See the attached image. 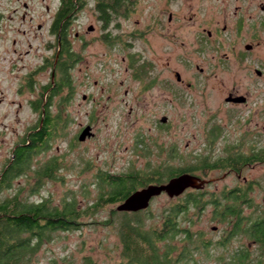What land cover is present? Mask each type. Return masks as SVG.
I'll list each match as a JSON object with an SVG mask.
<instances>
[{"label":"rangeland","instance_id":"374dc122","mask_svg":"<svg viewBox=\"0 0 264 264\" xmlns=\"http://www.w3.org/2000/svg\"><path fill=\"white\" fill-rule=\"evenodd\" d=\"M199 1L140 0L129 18H119V26H112L110 31H116V27L120 31L116 37L125 36L124 41L115 46L101 40L93 15L86 11L79 15L72 35L77 31L85 38L81 42L73 40L74 52L79 57L75 58V66L69 72L73 89L65 102H62L66 95L63 93L54 98L50 106V113L60 115L66 124L52 133L45 149L31 154V169L27 175L15 179L13 186L0 196L4 200L19 195L26 203L46 202L50 208H62L64 203L75 199L78 210L84 212L78 228L55 233L51 241L43 245L33 264H128L123 260L117 229L122 217L112 214L116 206L91 207L102 193L101 174L120 176L132 171L143 172L149 169V164L158 166L167 161L171 154L174 155L171 165L180 168L195 165L198 157L224 158L233 145L245 155L252 147L264 149V77L258 78L254 72L259 63L249 61L244 67L231 61L222 65L217 58L206 62L204 56L196 59V63L184 60V54L195 57L191 44L193 31H196L197 41L200 38L197 31L214 28L217 20L220 28L225 23L232 26L235 6L240 5H231L226 16L215 15V23L210 25L206 21L207 11L198 10L201 6H211L210 0H203L204 5H198ZM24 3L30 6L33 17H40L32 26L30 22L22 25L19 19L18 22L11 19L13 10L21 9ZM0 14L3 15L0 31L1 173L18 145L39 126L41 114L34 106L45 99L44 87L52 83V67L45 60L52 53L48 45L45 49V44L53 41V37L48 31H37V24L43 23L47 15L42 0H0ZM90 24L95 27L93 33L88 32ZM132 31L150 32L143 41H136L134 47L125 46V42H130L127 34ZM155 31H181V36L171 42ZM260 51L264 56V44ZM136 55L152 63L148 76L160 85L147 90L143 88L144 83L134 77L129 68ZM197 65L205 69L204 76ZM259 68L264 73V64ZM176 72L181 76L196 75V91L183 94L181 99L172 95L164 82L173 80ZM236 90L248 96L249 105L230 109L225 98ZM84 95L87 100H83ZM164 117L167 118L165 124L161 123ZM87 126L92 128L94 136L79 142L78 137ZM216 129L221 132L219 138L214 144L208 143L212 130ZM54 160L59 165L54 177L38 178L37 172ZM226 173L211 171L196 175H204L207 180L218 179L207 187L206 199L211 197L212 200L211 195L233 189L244 190L239 209L245 220L243 226L247 228L264 214V164L245 167L240 177L227 174L224 178ZM192 191L196 190L185 193ZM177 200L178 197L171 199L166 194L155 198L148 208L150 212L143 216L145 219L153 217L146 220L147 228L161 227L163 213ZM222 200L225 203V199ZM204 204L202 214L196 218V211L190 209L180 226L192 228L196 240L198 233L205 238L191 245L187 257L174 264H222L219 258L225 254L229 256H225L223 264H229L233 253L242 246L254 248V244L241 235H235L229 246L219 248L217 244L232 232L234 221L216 218L214 206ZM110 219L112 224L107 225ZM213 227L218 230L212 231ZM182 239L184 234L177 236L173 245L181 249ZM178 255L175 253L174 257Z\"/></svg>","mask_w":264,"mask_h":264},{"label":"trees","instance_id":"16d2710c","mask_svg":"<svg viewBox=\"0 0 264 264\" xmlns=\"http://www.w3.org/2000/svg\"><path fill=\"white\" fill-rule=\"evenodd\" d=\"M139 1L108 0L107 5L111 8L118 5L120 18H129ZM102 17L106 24L112 21L107 15ZM64 50L61 51L59 61L56 63L55 82L44 87L45 99L34 106L41 114L39 126L29 132L25 142L18 145L12 159L0 173V196L4 190L13 186L15 179L27 175L31 169V154L45 149L52 133L66 124L60 115L53 116L50 113L53 99L65 93L66 95L62 98V102H65L68 93H71L73 89V80L70 78L69 72L74 68L77 60L72 56V60L68 61ZM53 63L49 66L52 67ZM242 143L240 145L244 147ZM227 151L224 158H218L215 161L210 158H196L195 165L189 164L180 168L171 165L174 157L171 154L167 161L158 166L149 164V169L143 172L132 171L120 176L101 174L102 193L91 207L116 206L117 208L138 190L150 185L167 183L183 174L196 176L201 172L206 175L211 171L241 173L246 166L264 164V149L258 150L256 147H252V151L250 152L249 149L245 155L238 150L236 145H233ZM58 167L55 160L48 163L41 171L37 172L38 178H53ZM238 192V195L228 192L211 195L212 205L216 209V218H222L224 221L233 219L234 221L232 232L228 233L217 245L223 249L231 244L235 235L244 236L250 244H254V248L242 246L233 253L229 264H264V214L262 217L254 219L245 228L243 226L245 220L242 218L241 209H239L245 196L241 190ZM221 196L222 198H220ZM222 199H225V203ZM230 201L234 203L232 206L229 204ZM204 202V198L200 197L196 191L184 193L163 213V222L158 228H147L146 220H152L153 217L148 216L145 219L143 216L150 212L149 209L138 213H120L116 208L113 209V215L122 217L117 229L122 243L123 260L128 264H174L181 258L187 257L190 253V246L197 245L196 242L200 243L205 237L201 233L196 240V234L192 228L182 229L180 222L188 215L190 209L196 211V218L202 214ZM83 213L78 210L75 199L64 203L62 208H50L46 202L29 204L20 200L19 195L4 200L0 199V264H33L43 245L51 241L55 233L78 228ZM106 223L111 225L112 220L110 219ZM180 234H184V239L180 242L183 245L181 249L173 245V241ZM162 243L167 245L161 248L159 245ZM175 253H179L177 258L174 257ZM225 256L227 258L229 254H225ZM225 256L219 258L220 263H224Z\"/></svg>","mask_w":264,"mask_h":264},{"label":"flooded vegetation","instance_id":"af4514ba","mask_svg":"<svg viewBox=\"0 0 264 264\" xmlns=\"http://www.w3.org/2000/svg\"><path fill=\"white\" fill-rule=\"evenodd\" d=\"M107 1L108 0H42L47 15L43 19V23L37 24V31H48V35L53 37V41L45 44V49L48 45V50L52 53V56L47 57L45 60L49 62L48 65L54 62L52 65V83L55 82L57 77L56 63L59 61L61 51L65 49V57L68 61L72 60V56L79 58L74 52V43L75 41L81 42L85 36L81 35L77 31L74 33V35H72V29L74 24L77 22L79 15L84 11L89 12L96 18L99 25L98 31L101 33L100 38L102 41L105 40L114 46L124 41L125 36L119 35L120 37H116L120 32L117 31V27L119 26L117 19L120 18L119 6L115 5L113 8H111L107 5ZM203 2V0H200L198 5L203 4ZM209 3L211 6H201L198 10L201 11L205 9L207 11L206 21L210 25L215 23V15L226 16V13L230 9L231 5H240L235 6V11L233 12L235 18L233 20L234 23L232 26L225 23L220 28V22L217 20L214 28H204L197 31L198 36L200 37L197 41L196 31H193L194 38L191 44L193 46L192 53L195 55V57L189 58L186 54H184V58H186L184 60L186 62L194 61L196 63V59L200 60V58L204 56V60H206V62H209L213 58H217L218 62L222 65H227L231 61H234L236 65L244 67L248 66L249 61L251 63L255 62L259 63V65H256L257 68L254 67V72L258 78H263L264 73L262 70H260L259 66L264 64V56L260 54V48L264 44V0H210ZM212 3L214 6H212ZM30 10V6L27 3H24L21 9L17 7L13 10L14 15L11 17V19L15 20V22H18L19 19V23L22 25H24L26 22H30V26H32L34 20L37 17H40H33ZM104 15H107L112 19V21H109L108 24H106L102 17ZM2 17L3 15L0 14V31H2ZM115 24H117L116 31H110L112 26ZM88 32H95V27L92 24L89 25ZM149 32L150 31H132L131 33L127 34L129 36L128 38H130V42H125V46L129 45L134 47L135 42L139 40L143 41L142 39H144ZM180 32L181 31H158L156 33L162 36L164 40L173 42L180 38ZM206 46L210 47L211 50H207ZM207 51H209V53H214L215 55H210L207 53ZM141 59L142 58L140 55H136V58L129 69H131L134 73V77H137L141 83H144L143 88L150 90L160 84H158V81L148 76V74L153 69L152 63H148ZM197 69H199L202 76H204L205 69L199 67V65H197ZM201 79H203V77H201ZM164 84L166 89L169 90L172 95L181 99L183 94H190L193 91H196V75L181 76L176 72L173 80L165 81ZM126 94L127 91L125 92V95ZM87 99V96L84 95L83 100ZM225 104L228 105L230 109H239L240 107L249 105V98L247 95H244L236 90L234 92L228 93L227 97L225 98ZM252 112L253 111L250 113ZM243 120L247 119L243 118ZM243 120H241V122H243ZM241 126H243V124ZM212 131L213 132L209 136L210 141L208 143L214 144L215 140L219 138L221 132L217 129ZM206 158L210 157L206 156ZM198 159L201 158L198 157ZM227 174H238L237 176L240 177V174L235 171L227 172L225 175H223V177L226 178ZM196 177L201 181L209 182L200 189H196V193L200 197L205 198L204 201L206 206L212 205V201L210 200L211 197L206 199V196L204 195L207 193V187L216 182L218 179L207 180V177H204L201 174L196 175ZM238 191L240 190L233 189L228 193H235V195H238ZM242 192H244V190ZM217 230L218 227L212 228V231ZM200 234L201 233H198L197 235Z\"/></svg>","mask_w":264,"mask_h":264},{"label":"water","instance_id":"95a60500","mask_svg":"<svg viewBox=\"0 0 264 264\" xmlns=\"http://www.w3.org/2000/svg\"><path fill=\"white\" fill-rule=\"evenodd\" d=\"M261 74V73H260ZM167 118L164 117L161 123L165 124ZM94 136L92 128L87 126L79 135L78 141L85 142ZM207 181H201L194 175L183 174L175 177L168 181L167 183L160 185H150L146 188L138 190L137 192L130 195L124 202H122L116 210L120 213H138L147 210L154 198H158L163 194H166L169 198L173 199L180 197L187 190L190 189H200L204 186Z\"/></svg>","mask_w":264,"mask_h":264}]
</instances>
